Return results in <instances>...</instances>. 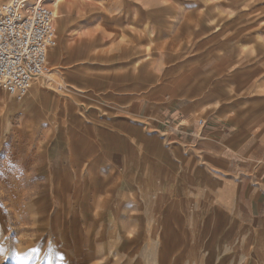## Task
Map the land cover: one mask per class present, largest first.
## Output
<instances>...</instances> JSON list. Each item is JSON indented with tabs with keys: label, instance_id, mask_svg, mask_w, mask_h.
<instances>
[{
	"label": "rangeland",
	"instance_id": "374dc122",
	"mask_svg": "<svg viewBox=\"0 0 264 264\" xmlns=\"http://www.w3.org/2000/svg\"><path fill=\"white\" fill-rule=\"evenodd\" d=\"M43 1L47 71L0 89V264H264V229L142 183L154 130L133 114L264 100V0Z\"/></svg>",
	"mask_w": 264,
	"mask_h": 264
},
{
	"label": "crops",
	"instance_id": "0c3cea01",
	"mask_svg": "<svg viewBox=\"0 0 264 264\" xmlns=\"http://www.w3.org/2000/svg\"><path fill=\"white\" fill-rule=\"evenodd\" d=\"M248 101L254 104L243 112L205 100L136 108L133 114L154 130L147 152L151 158L136 166L142 183L150 174L154 183L169 184V199L207 200L238 224L264 229V100ZM92 157L99 164L113 163L106 150Z\"/></svg>",
	"mask_w": 264,
	"mask_h": 264
},
{
	"label": "built area",
	"instance_id": "2783aa9c",
	"mask_svg": "<svg viewBox=\"0 0 264 264\" xmlns=\"http://www.w3.org/2000/svg\"><path fill=\"white\" fill-rule=\"evenodd\" d=\"M56 11L43 0L0 2V89L23 100L47 71L56 45Z\"/></svg>",
	"mask_w": 264,
	"mask_h": 264
},
{
	"label": "bare ground",
	"instance_id": "6f19581e",
	"mask_svg": "<svg viewBox=\"0 0 264 264\" xmlns=\"http://www.w3.org/2000/svg\"><path fill=\"white\" fill-rule=\"evenodd\" d=\"M72 228V227H71ZM68 229H70V227H68ZM73 229V228H72ZM89 253V252H88ZM93 253V252H92Z\"/></svg>",
	"mask_w": 264,
	"mask_h": 264
}]
</instances>
